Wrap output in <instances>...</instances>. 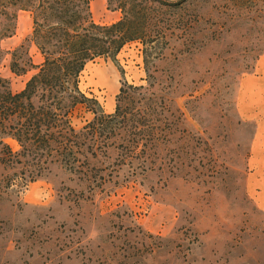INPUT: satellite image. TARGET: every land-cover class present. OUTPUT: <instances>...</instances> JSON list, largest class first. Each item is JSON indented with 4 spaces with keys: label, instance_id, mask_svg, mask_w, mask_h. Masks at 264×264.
I'll use <instances>...</instances> for the list:
<instances>
[{
    "label": "rangeland",
    "instance_id": "374dc122",
    "mask_svg": "<svg viewBox=\"0 0 264 264\" xmlns=\"http://www.w3.org/2000/svg\"><path fill=\"white\" fill-rule=\"evenodd\" d=\"M191 2L199 22L168 34L151 77L135 41L118 66L98 59L80 78L106 113L123 78L155 84L164 137L141 144L147 169L139 158L123 164L121 148L99 157L98 184L53 165L36 182L14 176L7 186L12 172L0 167V264H264V0ZM90 6L98 24L122 17L107 0ZM31 32L21 12L0 44V77L15 93L34 71L15 75L12 53L24 45L42 61ZM93 118L79 106L71 122L81 129Z\"/></svg>",
    "mask_w": 264,
    "mask_h": 264
},
{
    "label": "trees",
    "instance_id": "16d2710c",
    "mask_svg": "<svg viewBox=\"0 0 264 264\" xmlns=\"http://www.w3.org/2000/svg\"><path fill=\"white\" fill-rule=\"evenodd\" d=\"M191 1L107 0L108 8L122 17L98 24L90 0H0V44L14 34L19 13L27 12L32 18L30 40L42 58L35 64L24 45L12 53L10 69L15 75L34 71L20 92H13L0 77V167L12 172L5 176L6 185H12L14 176L36 182L53 165L97 183L103 178L99 157L109 149L125 151L123 164L139 158L140 167L147 169L149 155L141 144L164 137V112L152 106L158 98L155 84L137 86L123 78L115 110L106 113L95 96L82 91L80 78L98 59L118 66L120 52L135 41L144 46L151 77L149 60L159 55L168 34L176 29L190 34L199 22L197 11H189ZM79 106L94 118L76 129L71 117ZM7 139L17 142L19 150L14 151Z\"/></svg>",
    "mask_w": 264,
    "mask_h": 264
},
{
    "label": "crops",
    "instance_id": "0c3cea01",
    "mask_svg": "<svg viewBox=\"0 0 264 264\" xmlns=\"http://www.w3.org/2000/svg\"><path fill=\"white\" fill-rule=\"evenodd\" d=\"M110 110H113V105L111 106Z\"/></svg>",
    "mask_w": 264,
    "mask_h": 264
}]
</instances>
